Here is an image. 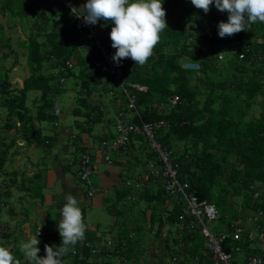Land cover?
<instances>
[{
	"label": "trees",
	"instance_id": "1",
	"mask_svg": "<svg viewBox=\"0 0 264 264\" xmlns=\"http://www.w3.org/2000/svg\"><path fill=\"white\" fill-rule=\"evenodd\" d=\"M40 1L52 7V13L43 11L32 18V31L30 36L23 38L22 51L10 50L6 54L17 55L11 66L5 63L8 56L0 61V105L8 108L5 117L0 113V129L3 127L5 130L0 131V245L11 246L21 264H34L19 250L18 244L23 238L28 240L32 235L43 239L38 245L41 249L39 256L46 255V244H61L57 230L52 236L43 232L38 237V225L35 223L32 226L34 235L27 236L26 231H23L17 238L3 224V211H6L8 197L4 196L2 190L11 186V183H18L17 177L20 176L17 173L19 170L13 168L9 172L6 165L8 162H16L21 153L17 149L11 153L8 150L20 144V140L27 141L30 145L38 142L41 146V140L46 138V145H51L55 141V132H59L62 133L63 140L65 137L73 140L76 147L73 156L76 161L73 165L76 168L81 165L84 153H88L94 163L92 153L81 149L82 134L87 132L101 145L103 140L113 139L118 135L117 120L120 116L133 124L164 122L157 129L156 138L162 149L170 154L172 161L178 164L180 178L188 180L191 189L196 191L200 199H205L217 207L233 203L235 197L245 195L248 198L244 201V209L259 207L254 215L264 211V208L256 206L260 198V195H256L264 187V112L259 117H249L256 102L264 107V98L258 100L259 96L264 97V23L253 24L248 31L221 38L218 35V24L222 20L227 21L226 11H219L213 3L206 14L202 9H197L191 0H164L168 28L162 32L161 42L155 47L154 55L144 66L135 65L130 58L122 59L119 66L112 60L113 65L121 70L118 78L106 63L90 30L78 27L71 7L64 0ZM23 2L24 0H5L3 10L0 11L22 15L21 18L25 17L27 20L29 13L20 12ZM86 2L87 0H73V4L79 3L80 7ZM2 15L5 18V13ZM100 21L99 34H103L102 42L107 45L113 57L116 49L111 46L110 32L114 24L104 19ZM0 46L3 47L2 43ZM221 52H225L223 59L217 56ZM2 57L4 55L1 51L0 60ZM21 58L27 60L28 72L24 78L11 81L9 71L20 64ZM186 61L199 63L201 67L199 70L187 69L184 67ZM142 86L145 89H141ZM69 91L73 93L70 107L72 115L84 118L76 120L80 133L65 127L63 122L61 128L57 124L59 117L67 116L59 96L62 94L67 98ZM30 92H40L41 96L36 94L35 98L29 99ZM175 94L179 96V102L173 106L171 96ZM131 97L134 98L135 107L130 106ZM29 104L39 106L36 117L38 122L52 123L51 133L44 135L45 137L41 129L34 128L35 117ZM56 104L60 106L59 114ZM112 111H116L118 115L116 133L108 132L103 135L101 130L106 128V124L109 123L111 127L112 119L108 117V113ZM136 142H140V152L146 155L147 161H142L140 153H133V157H129L127 161L134 160L136 167L144 166V173L137 171L139 177L144 175L142 181L138 179L136 183H131L125 173L124 162L117 161L124 171L122 188L119 190L120 198L118 196L117 201L127 198L130 202L154 203L149 225L147 217L144 219L145 226L142 223L137 224L139 218L136 224H131L126 217L131 216L132 206L130 209L128 206V209L123 207L114 211L117 209L115 204L112 208L114 213L123 216L124 220L120 222L121 229L114 234L115 239L106 242V245L112 244L111 247H104L103 252L101 246L92 241L96 233H90L89 230L87 239L77 244L74 251L64 257V264L141 262L149 248L151 261H144L142 264H195L196 257H199V264L201 258L205 261V237L202 232L190 227L180 228L185 216L183 200L174 197L172 201L173 196L164 189L162 180L147 165L149 161H153L162 168L160 153L152 148L140 132L130 134L127 146L121 152L131 146L135 151ZM27 154L32 156L30 151ZM77 172L79 176V168ZM8 175L11 178L7 183ZM27 179L24 176L21 180L27 185L24 194L42 199L44 185L35 183L42 179V174H36L32 181L28 182ZM82 185L88 194L85 185ZM10 192L11 187L5 193L9 195ZM168 199L172 201V208L164 206L162 209H155L157 201V205L165 204ZM35 207L34 200L30 205L21 207L19 216L22 217L19 218V224L30 222ZM12 212V216L17 214ZM238 212L240 215L229 219H246L245 211ZM155 219L159 223L157 231L153 225V222L156 223ZM170 225L176 226L173 233L176 244H172L169 236L166 237L162 231ZM147 230L153 233L152 245L143 239L146 233L140 237ZM156 236H160L162 241L155 238ZM241 243L229 237L224 242V248L231 251L233 245L241 246ZM97 248L100 250L94 252ZM260 252V249L252 247L246 254ZM111 256H114L112 262ZM192 257L195 258L194 262Z\"/></svg>",
	"mask_w": 264,
	"mask_h": 264
},
{
	"label": "clouds",
	"instance_id": "2",
	"mask_svg": "<svg viewBox=\"0 0 264 264\" xmlns=\"http://www.w3.org/2000/svg\"><path fill=\"white\" fill-rule=\"evenodd\" d=\"M163 3L164 0H87L81 7L76 3L79 9L71 6V12L77 18L82 17L88 25H96L101 19L113 23L110 39L116 51L112 60L119 66L122 59L130 58L135 65L144 66L161 42L162 32L168 28ZM191 3L206 14L213 3L219 11L227 12V21L218 24L221 38L248 31L253 24L264 23V0H191ZM224 53L217 56L223 59ZM55 108L59 114V104ZM65 201L59 210L62 217L58 223L60 245L46 244L45 256L38 255L41 241L37 236L20 245V252L34 264H64V257L85 238L87 225L78 200L69 192ZM0 264H21V261L11 246L0 245Z\"/></svg>",
	"mask_w": 264,
	"mask_h": 264
},
{
	"label": "crops",
	"instance_id": "3",
	"mask_svg": "<svg viewBox=\"0 0 264 264\" xmlns=\"http://www.w3.org/2000/svg\"><path fill=\"white\" fill-rule=\"evenodd\" d=\"M0 17L2 18V21H5L4 16L2 15L0 11ZM9 29V24L7 25ZM1 52V50H0ZM20 78V77H18ZM262 98L259 97L258 100L260 101ZM256 117H259L260 114L256 113ZM65 116V115H63ZM65 118V117H64ZM108 132L113 134V131L111 130V127L109 126V123L106 124V128L101 130V133L103 135H107ZM63 137V135H62ZM81 146H82V151L84 150H89L92 153L93 156V161L97 165L98 170L94 173V184L96 187L100 189V191L95 195V196H89L86 194L82 182L79 179L77 168L73 163L76 161L75 156V151L76 147L73 144V148H70V145H67L62 139L55 140L53 144L48 145V150L49 153L51 152V160L49 163L43 162L41 163L39 160L36 158H33V156H25V166L22 168L18 162H12L11 164V169L8 168L6 165V168L8 169L9 172L12 171L13 168L15 170L19 169L20 176L17 177L18 183H11V186L5 187L2 190V193L4 196L8 197V204L6 205L7 208L5 210L9 213L7 214L3 224L6 225L7 230L10 233H13L12 235L15 237H19V234L23 231H26L27 236L30 234L34 235L33 229L31 224L29 223H24L19 225V212L21 211V207L23 205H30L33 200L36 202V207L34 209V212L31 214L33 215V218L35 220V223L38 225V230L42 231V233L47 232L50 233L49 235L52 236L57 230L58 232V223L59 220L62 218L61 213L59 212L60 208L64 206L66 203L65 197L66 195L71 192V194L78 200L79 202V207H81L82 212H83V217L84 222L87 225V231L85 233V238L83 241L87 239V232L89 231L90 233H96L94 236V239H92L93 243L101 246L103 249V252L105 251L104 247L109 248L111 245H106V242L109 240H114L115 236L114 234L111 236V238L105 237L107 234L106 231H101L100 230V223L96 224H91L88 219H87V212L90 210V212L99 213L103 218H105V213L103 212L102 206L104 205L105 202H110L112 200L113 196H109V192H114L113 194H116V197L119 196L120 198V192L119 190L122 188V178L121 176L123 175V166L117 164V161H126L133 153L135 154L137 149L139 148V144L137 145V148H134L131 146L130 148H127L124 152L121 153H114L111 152L109 155L111 159L114 160L113 164H109L107 160L105 159V156L108 155V152L105 151V149L100 145V142H95V138H93L90 134L87 132L83 133L81 136ZM20 143H24V141ZM137 143V142H136ZM37 144V143H36ZM35 143L31 144V147H34ZM37 145H40L37 144ZM56 146V148H55ZM133 149V150H132ZM112 153L115 154V157L112 155ZM27 157H30V159H27ZM46 163V165H45ZM49 165V166H48ZM138 171V170H135ZM42 174V179L37 180L35 183L38 185L40 184L41 186L44 185L43 187V198H32V196L28 195L26 196L24 193L26 191L27 185L23 184L21 182L22 178L26 176L28 179L27 181L29 182L33 177L36 176V174ZM144 173V172H143ZM12 175V174H11ZM11 175L8 179L7 177V183L8 181L10 182ZM139 175V174H138ZM144 175V174H143ZM143 175H140L139 180L142 181L140 178L143 177ZM32 181V180H31ZM11 187V192L9 195H6V190L10 189ZM115 190L117 191L115 193ZM264 190V187L260 189L259 194L257 196H261L260 194L261 191ZM108 194L103 195V194ZM25 197V198H23ZM23 198V200H21ZM176 199V198H175ZM116 203L109 204L107 208H110L113 211V207ZM173 205V204H172ZM244 203L240 202L239 203V209L241 213L243 211L250 210L251 214L249 211H247L245 217L248 219L250 215H254L257 211L253 208H248L244 209ZM262 209L264 208V200L259 204ZM111 212L110 209H107ZM12 211L17 212L16 215L12 216L10 215L13 213ZM38 218L40 219V223L38 222ZM105 219V221H107ZM42 223V224H41ZM42 225V227H41ZM117 227V224H116ZM253 227V226H252ZM251 226L248 228H252ZM13 229V232H12ZM15 230V231H14ZM110 231V230H109ZM108 231V232H109ZM118 231V230H117ZM100 232H103V234L99 235ZM32 237V235H30ZM41 237V236H40ZM16 240V239H15ZM82 241V242H83ZM82 242H79L77 244H80ZM100 252V253H103ZM205 253V249L203 251ZM107 253V249L105 254ZM100 263L102 262L101 260L99 261Z\"/></svg>",
	"mask_w": 264,
	"mask_h": 264
},
{
	"label": "rangeland",
	"instance_id": "4",
	"mask_svg": "<svg viewBox=\"0 0 264 264\" xmlns=\"http://www.w3.org/2000/svg\"><path fill=\"white\" fill-rule=\"evenodd\" d=\"M5 3V0H0V10H3V4ZM46 3L43 2V1H40V0H24V2L22 3V9L20 10L21 14L23 13H29L28 14V19L26 20L25 17H22L20 15H14L12 14L11 12H1V13H5V18L6 20L5 21H2V18L0 17V37L2 38V41L0 42V44L2 43L3 47L0 46V50L2 51V55H4V57L1 58L0 61H4L3 58H5V56L7 57L8 55L7 52H9L10 50H16V52H21L22 51V42H23V38L24 37H28L30 36L31 34V26H32V18L34 19L35 16H38L41 12H46L47 14H51L52 13V7H48L45 5ZM55 10V9H54ZM56 11V10H55ZM57 12V11H56ZM61 16H62V13L60 12ZM1 15V14H0ZM51 16V15H50ZM52 17V16H51ZM40 20H43V19H40ZM9 24V28L7 27V25ZM9 31V33H8ZM5 53V54H4ZM17 55L15 54H11L10 56H8V60L5 61V63L9 66H11V62L13 59H15ZM20 64H18L17 66H15V68H13V70L9 71V76L11 77V81L14 80V79H17L19 80L21 77L24 78V76H26V73L28 72V68L26 67V63H27V60H25L24 58H21L20 59ZM20 77V78H18ZM68 83H71L70 80H68ZM36 94L38 96H41L40 92H30L29 93V99H32V98H35ZM69 96H67V98L65 97V95H62V98H61V95L59 96V101L62 105V107H64V111H66L65 113L67 114V116L65 118L63 117H59V122L57 124L60 125V128L62 127V122H63V125L65 127H69L71 129H73V131H75L76 133H80V129L79 127H77V124H76V120L78 119H81V120H84V118H79V117H75L72 115L71 113V104H72V95L73 93L71 91L68 92ZM71 97V98H69ZM261 98H264L263 96H259ZM258 97V98H259ZM72 100V101H71ZM122 102V101H121ZM29 109H31V113L32 115L35 117L33 118L34 120V123H35V126L34 128H39L42 130L43 132V137H45L44 135L48 134V133H51V121L50 122H38V119L36 118L37 117V114H38V111H39V106H36V105H32V104H29ZM8 110L7 107L5 106H2L0 105V113L2 115V117H5L6 115V111ZM264 112V107H262V105L259 104V102H256L252 109H251V112L249 114V117H256V113H262ZM4 115V116H3ZM118 116L116 114V111H112L111 113H108V117L112 119V124H111V130L113 131V133L115 134L116 133V127H115V123H116V119ZM131 117V116H130ZM1 132H5L4 128L2 127L0 129ZM6 131H8L6 129ZM62 133H59V132H55L54 134V139L57 140V139H62ZM46 140V138H44ZM45 140H41L42 141V144L41 146L40 145H37L36 142L34 147H31L30 143L27 142V141H24V143H18L15 147H11L8 151L11 152H14L17 150H19L18 152H20L21 154L17 156V159H16V162H18V164L24 168L25 166V155H27V153L30 151L31 155L34 156V157H37V160H39L41 163L43 162H46V163H49L50 160H51V152L49 153V150L47 149L48 148V145H46V142ZM67 145H70V148H73V140L68 138V137H65V139L63 140ZM8 142V140H7ZM140 142H137L136 144L138 145ZM40 146V147H39ZM139 146V145H138ZM56 148V146H55ZM141 149H137L136 153H140V155L142 156V161L145 162L147 161V157L146 155H144L143 152H140ZM135 153V154H136ZM11 155V154H10ZM112 155L115 157V154L112 153ZM133 157V155H131ZM130 156V157H131ZM16 157V156H15ZM8 158H10V156H8ZM10 160V159H9ZM45 163V165H46ZM11 164L12 162H8L7 163V166L8 168L11 169ZM124 164H125V173L127 174V176H129V180L131 183H136L139 179V175L137 174V171L135 170H138L139 172L141 171V173L144 172V166L140 165V166H134L135 165V162L134 160H129V161H124ZM49 166V165H48ZM19 170V169H18ZM135 176V177H134ZM122 178V176H121ZM136 186V185H135ZM135 188H139V187H135ZM117 191L115 190V193ZM114 192H109V196H113L112 197V200L110 202H105L104 201V205L102 206L103 208V212L105 213V218H103L99 213H94V212H90V210H88L87 212V219L88 221L91 223V224H96V223H100V230L101 231H106L107 234L105 235V237H108V238H111V236L113 234H116L118 231L117 230H120V222L124 220V217L123 216H120L119 214H115L114 211H117L118 209L121 210L123 209V207H127L128 209V206H129V209L130 207L132 206V210H131V216L128 215L126 217L127 220H129L131 222V224H136V220L137 218H139V222H137V224L140 225V223L144 224L145 226V221L144 219L147 217L148 219V225L150 223V214H151V211L153 210V204L154 203H150V202H145V201H138V202H130L127 198H124V200L122 201H117V197H116V194L114 195L113 194ZM108 194H103V195H108ZM260 194H262L260 196V198L258 199L257 203H256V206H259V204L264 200V190L260 192ZM247 196L245 195H241V196H237L235 197V201L233 203H230V204H227V205H224V206H221V205H217V209L221 215V219L220 220H215L213 221L212 223H209V227L212 231L216 232V233H219L221 232L223 229H224V226L226 225V223L228 222L229 218H233V216H238L240 215V213L238 211H240L239 209V203L242 202L244 203V201L247 200ZM174 197H172V201H173ZM167 201V200H165ZM172 201L171 199H168V201L165 203V204H158L157 205V202L155 204V209L157 210L158 209H162L164 206L165 207H168L169 208L171 207L172 208ZM112 203H116V208L113 212L107 210V209H110L111 210V206L110 208H107V206L109 204H112ZM32 207V206H31ZM259 207H256L255 210H258ZM146 211V214L144 213ZM247 211H249V213H247ZM246 213L247 214H251L252 212L250 210H247ZM251 212V213H250ZM8 214L7 211H3V218H2V221L5 219L6 215ZM116 215V216H115ZM246 215V214H245ZM149 216V217H148ZM22 216H19V218H21ZM109 217V219L107 221H105V219H107ZM31 220L29 222V224H32V225H35V220L33 218V215H31ZM156 223L153 222V225L154 226V230L157 231V229L159 228V223H158V220L155 219ZM264 221V220H263ZM38 222L40 223V219L38 218ZM116 222H117V227H116ZM134 222V223H133ZM42 224V223H41ZM20 225V224H19ZM147 223H146V227L148 226ZM253 225V221L252 220H248V223L246 224V227H252ZM42 227V225H41ZM110 230V231H109ZM176 230V226H173V225H170L169 227H165V230L164 228L162 229V231L166 234V237L169 236V239H170V242L172 244L175 243L174 241V236H173V233L174 231ZM15 231V230H14ZM109 231V232H108ZM12 232H13V229H12ZM162 232V235L164 236ZM146 233V235H145ZM103 234V232H100L99 235ZM137 237H138V233H136ZM141 236L140 237H143L145 235V237L143 238L144 240L147 241V244H150L151 245L153 244V241H152V236H153V233H151L150 231H144L140 234ZM43 237V236H42ZM155 238H157L158 240L162 241L160 239V236H156ZM164 239V237H163ZM21 240V238H20ZM43 239L40 238V241H42ZM165 240V239H164ZM27 241L26 239H22L20 241V244L18 245H21L22 242H25ZM152 241V242H151ZM159 241V242H160ZM145 244V242H144ZM176 244V243H175ZM53 245V244H52ZM242 246V249L240 251H236L235 249H233V262L234 264H242L245 262V259H246V253L248 251L249 248H252V247H249V245H244L243 243L240 244ZM44 247V246H42ZM254 248L256 249H261V246L257 243H255L253 245ZM204 248V246H203ZM44 249V248H43ZM151 248H149L148 250L145 251V255H144V259L141 260V262H130V264H142V262L144 261H151L150 258H152V255L150 254V250ZM114 260V256H111V262ZM193 262L195 261V258L192 257L191 259ZM158 261V260H157ZM187 261H189L187 259ZM205 261H203V259L201 258V264H204ZM148 264V263H146ZM195 264H199L197 261L195 262Z\"/></svg>",
	"mask_w": 264,
	"mask_h": 264
},
{
	"label": "built area",
	"instance_id": "5",
	"mask_svg": "<svg viewBox=\"0 0 264 264\" xmlns=\"http://www.w3.org/2000/svg\"><path fill=\"white\" fill-rule=\"evenodd\" d=\"M67 6H75L73 0H64ZM74 21L77 22L79 28H87L94 36L97 45L100 47L106 63L110 66L113 73L120 78L121 70L116 68L112 63V57L110 51L105 43L102 42L103 34H99V24L88 25L84 22L83 18L74 17ZM220 58V57H219ZM184 67L190 70H199L200 64L192 61H186ZM145 89V87H140ZM179 102V96H171L172 105H176ZM130 106L135 107L134 98H130ZM164 125L163 121L155 123H141L133 124L125 119L124 116H120L117 120V132L118 135L113 139L103 140L101 146L108 152L105 159L109 164L113 163L110 157L111 152L119 153L127 146L130 138V134L133 132L142 133L149 141L152 148L160 153V160L163 163L162 168L158 167L153 161L148 162V167L154 175L161 179L163 187L167 193L175 198L180 197L183 200L182 207L185 216L182 218L180 224L181 229L190 227L192 229H198L205 237L203 243L205 253L204 264H234L233 262V249L240 251L241 246L233 245L232 250L228 251L224 248V242L230 237L232 240L242 242L244 244H250L253 247L255 243L261 246V252L259 254L248 253L246 254L245 262L242 264H264V211H259L258 214L246 218L229 219L224 229L216 233L209 227V223L215 220H220L221 215L217 207L205 200L200 199L196 191L191 189L190 183L187 179H181L179 175V166L176 162L172 161L170 154L162 149L160 142L156 138L157 129ZM1 157V152H0ZM79 168V179L85 185L89 196H95L100 189L94 184V173L97 171V166L92 162L88 153L82 155L81 165ZM141 184V183H139ZM248 220L253 221V227L250 229L246 227ZM40 231V230H39ZM38 231V233H39ZM37 233V235H38ZM42 231H40V235ZM100 249H94V252ZM196 261L199 262V257H196Z\"/></svg>",
	"mask_w": 264,
	"mask_h": 264
}]
</instances>
